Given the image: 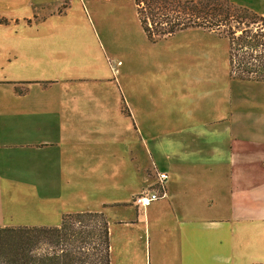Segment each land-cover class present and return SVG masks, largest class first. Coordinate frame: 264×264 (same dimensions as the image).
Returning a JSON list of instances; mask_svg holds the SVG:
<instances>
[{
  "label": "crops",
  "instance_id": "0c3cea01",
  "mask_svg": "<svg viewBox=\"0 0 264 264\" xmlns=\"http://www.w3.org/2000/svg\"><path fill=\"white\" fill-rule=\"evenodd\" d=\"M125 15L0 0V226L102 212L109 264H264V81L231 77L211 31L151 42Z\"/></svg>",
  "mask_w": 264,
  "mask_h": 264
},
{
  "label": "trees",
  "instance_id": "16d2710c",
  "mask_svg": "<svg viewBox=\"0 0 264 264\" xmlns=\"http://www.w3.org/2000/svg\"><path fill=\"white\" fill-rule=\"evenodd\" d=\"M134 2L149 41L192 27L211 31L227 40L231 77L264 81V15L231 0ZM0 264H109L108 222L102 212L81 211L63 214L59 225L0 226Z\"/></svg>",
  "mask_w": 264,
  "mask_h": 264
},
{
  "label": "rangeland",
  "instance_id": "374dc122",
  "mask_svg": "<svg viewBox=\"0 0 264 264\" xmlns=\"http://www.w3.org/2000/svg\"><path fill=\"white\" fill-rule=\"evenodd\" d=\"M122 3H123V10L125 11V14H126L125 15V20H126V24L128 26V29H129V31L135 33V31L139 29V26L141 27L138 19L136 18V15H135V5L132 4V0H122ZM251 10H253V9H251ZM20 22L23 23L22 20ZM233 23H235V21H233L232 24ZM254 27H255V25H250V28L252 30H253ZM192 28H195V27H192ZM261 29L264 31V27L263 26H262ZM188 36H190V38L192 37L191 35H188ZM215 36L218 37L216 34H215ZM195 37H192V38H195ZM186 39H188V38H186ZM179 40H182V38L181 39L179 38ZM216 42H217V39H215V46H214V49H213L214 50L213 55L218 59L219 65L221 66L222 65L221 62H222L223 58H225V52L227 50V47H226V49H224L222 45H220L219 43H216ZM217 64H218V62L213 59V65H214V69H215V73L213 72V76H218V72L219 71H218Z\"/></svg>",
  "mask_w": 264,
  "mask_h": 264
},
{
  "label": "built area",
  "instance_id": "2783aa9c",
  "mask_svg": "<svg viewBox=\"0 0 264 264\" xmlns=\"http://www.w3.org/2000/svg\"><path fill=\"white\" fill-rule=\"evenodd\" d=\"M167 177L166 173H159L158 174V185L160 186L161 190L154 189L149 190L147 192H143L135 197V202L139 205L146 206L147 204L155 201L165 195L164 191V180Z\"/></svg>",
  "mask_w": 264,
  "mask_h": 264
}]
</instances>
